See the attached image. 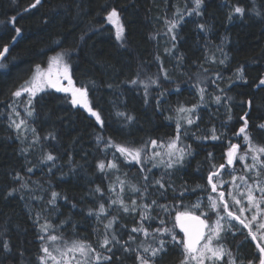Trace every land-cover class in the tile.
<instances>
[{"label":"trees","instance_id":"16d2710c","mask_svg":"<svg viewBox=\"0 0 264 264\" xmlns=\"http://www.w3.org/2000/svg\"><path fill=\"white\" fill-rule=\"evenodd\" d=\"M33 4L0 0V51L9 47L0 67V264H47L43 249L50 237L90 246L86 264H139L137 256H151L144 248L163 240L155 264H181L177 213L200 215L208 224L229 217L222 201L210 207L213 184L225 193L228 211L246 224L257 217L252 231L264 223L258 190L264 188V153L250 171L236 164L228 174L220 167H229L225 157L235 142L241 152L249 142L264 146V0H203L198 10L195 0ZM237 7L244 11L236 13ZM113 8L124 24L120 38L107 19ZM172 21L177 27L170 30ZM58 54L76 86L87 89L102 123L73 105L70 95L49 89L30 99L31 115L17 108L30 130L22 132L9 122L13 93ZM214 57L222 60L209 63ZM189 112L195 127L182 120ZM179 135L175 161H165L163 153L139 164L118 150L137 148L145 157ZM238 191L239 205L233 200ZM218 243L229 253L217 264L233 258L258 264V249L239 220L225 219ZM97 253L110 259L96 260Z\"/></svg>","mask_w":264,"mask_h":264},{"label":"snow or ice","instance_id":"6c2138e0","mask_svg":"<svg viewBox=\"0 0 264 264\" xmlns=\"http://www.w3.org/2000/svg\"><path fill=\"white\" fill-rule=\"evenodd\" d=\"M41 0H35V4L31 5L30 7H35L37 4H39ZM203 0H195L196 10L199 9L200 5L202 4ZM236 13H242L244 10L240 7H237L234 9ZM109 21H112L113 23H117L119 21V15L115 8L111 10L108 14ZM12 20H15V17L12 18ZM177 27V22L172 21L170 22V30ZM201 29H203L205 26L200 25ZM16 33L19 34L21 32L20 28L15 29ZM124 29L122 25H118V31H117V37L119 38L121 34L123 33ZM16 37H13V40H15ZM175 39V37H173ZM8 52V45H5L3 48V51H0V58H3L5 56V53ZM52 63L49 66V69L47 73H44L40 70V66L37 65V71L35 75L33 76L32 80L30 82H26V86L21 87L20 90L13 93L14 96H20L22 92L29 93L30 96H35L37 92L41 91L45 84L51 86L52 88H56L58 91L71 93L72 99L71 103L73 105H82L83 107L87 108L88 111L96 117V119L99 121L100 116L97 112L93 111V109L89 106L88 101V93L86 88H77L74 86L72 77L69 74V67L67 64H63V57L61 55H57L51 58ZM61 66L57 68V71L55 74L52 72V65ZM2 67V65H0ZM242 71V70H241ZM61 79H66L68 81V86H63L60 81ZM133 83H135L133 81ZM260 84L264 85V79L260 80ZM220 98L217 97V100ZM29 103H31V100H29ZM183 111V109H181ZM31 115V113H29ZM131 119V117H129ZM23 123V121H21ZM188 123L191 124L192 120L189 119ZM19 127L20 125H16ZM247 126V121L245 120V127ZM261 128H264V124L260 125ZM245 131V128H241L240 132L243 133ZM216 137H213L215 139ZM245 139H249L247 136ZM155 143V141H153ZM170 148H175V142L173 141L172 144L169 145ZM238 149L237 145H232L231 149L227 153L228 159L227 163L232 164L235 158L236 151ZM118 150L121 153L127 154L128 156L132 157L134 160H139L140 158V152L138 150H131L124 146H118ZM252 151L254 153H264V146H260L257 148H253ZM182 158V156H181ZM253 160H257V155H253ZM48 160H52L53 156L48 155ZM241 160L244 159L243 156L240 157ZM171 166V165H169ZM101 169L105 167L104 163H101L99 165ZM108 167H115L114 164H109ZM221 168L224 167V165H220ZM251 167H255V164H253ZM212 181V176H209V182ZM213 191H216V185H212ZM261 193L264 194V188L260 189ZM55 196L56 194L53 193ZM225 193L220 192L219 193V200L223 202V208L227 212V215L229 217H234L237 220H240V223L243 224L246 228L249 230V235L251 236V239L253 241H257L256 248L259 252V258H258V264H264V223H259L256 225L257 231L253 232L251 224H245V221L240 219L239 216H236L235 213L228 211V203L224 199ZM247 199L249 203H253L255 201V197L252 194V191L249 190L247 194ZM211 200V209H216L218 207V203L216 200ZM234 202L239 205L241 202L240 200H237L235 197H233ZM100 211H104V206L101 205ZM125 211H127V208H125ZM245 209L243 207L240 208V212H244ZM257 217L254 215L252 217V221H256ZM195 222V225H193L190 222ZM176 223L181 228V230L184 233V239L182 240L183 243V249L185 254L184 261L181 262V264H188L189 261H195V264H205V261H213V260H220L225 255L224 249L222 247L216 248L213 247V239L218 238L220 235V232L223 230L222 225L218 222L215 228L209 229V234L206 235L205 229H208V224L205 220L200 219L198 216H194L190 213H177L176 216ZM111 225L109 224V227ZM141 229H133V231H140ZM145 231V234H147V231ZM157 231H161L160 229H157ZM163 231H170L169 229H164ZM50 239L55 240L56 237H50ZM132 239V237H130ZM173 239L175 240V236H173ZM203 241V243H202ZM109 241L107 239L104 240V245H107ZM164 241H160V246L157 248H144V252H150V257H144V256H137V259L139 260V264H155L154 258L158 256L160 253L164 252ZM5 248L8 247L7 244L4 245ZM90 250V246L85 245L82 242H73L71 248L68 249V251H76L79 252L82 256H87L88 251ZM44 253L48 256H51V253L49 252L48 248L45 247L43 249ZM94 251V250H92ZM96 260L104 259L109 260L110 257L104 256L101 257L98 253L95 256ZM43 259V257H41ZM53 260H55V257H52ZM230 264H235L234 261H230ZM249 264H253L252 261H249Z\"/></svg>","mask_w":264,"mask_h":264},{"label":"rangeland","instance_id":"374dc122","mask_svg":"<svg viewBox=\"0 0 264 264\" xmlns=\"http://www.w3.org/2000/svg\"><path fill=\"white\" fill-rule=\"evenodd\" d=\"M107 19H108V17H107ZM108 22L111 23L112 26L114 27V32H115L116 35H117V31H118V25H122L123 26V29H124V24H123V21H122V19H121L120 16H119V21L117 23H113L112 21H109V19H108ZM122 34H121L120 37H122ZM58 55H61L63 57L62 54H58ZM55 56H57V55H55ZM2 59L3 58H0V62H1ZM221 60L222 59H219L218 60L216 57H214V60H212V61H209L208 60V62L209 63H218ZM51 63H52V61L50 60V62L47 65L40 66V70L43 71L44 73H47V71H48L49 66H50ZM1 64H2V62L0 63V65ZM63 64H67L68 65V63L64 59V57H63ZM58 67H60L61 70H62V65L61 66H57V65H54V64L52 65V72H53V74H55V72L57 71V68ZM68 67H69V65H68ZM36 71H37V68H35L34 72L31 74V76L27 80H24L23 81V84L20 86V88L18 90H20L21 87L26 86V82H30L32 80V78L35 75ZM69 74L71 75L70 67H69ZM71 77H72V75H71ZM72 81H73L74 86L77 87L76 84L74 83L73 78H72ZM60 83L63 86H65V87L68 86V81L66 79H61ZM77 88H80V87H77ZM49 89L50 90H56V91H58L56 88H52L51 86L45 84L44 87H43V89L41 91L37 92L35 96H37L42 91L49 90ZM18 90H16V91H18ZM58 92H62V91H58ZM63 93H66V92H63ZM66 94L70 95L71 98H72V94L71 93H66ZM35 96H30L29 93H27V92H22L20 96H18V97L15 96L14 103L12 104V106L10 108L9 122L11 123V125H13L14 127H16L18 130H20L22 132H24V131L30 132V130H29V128L26 127V124L21 123V121L24 122L23 113H21L17 108L20 105L23 108L24 113H28L29 114V111H30V109H29L30 108L29 100L30 99L33 100L35 98ZM88 101H89V106L93 109V111H95V112L98 113V111H96L93 108V106L91 104V101H90V98H89V95H88ZM78 106L82 107L84 110L87 111V113L90 116H92V117H94L96 119V117L93 116L88 111L87 108L83 107L82 105H78ZM192 112L194 113V111H192ZM191 115H192L191 112H189L188 114L186 113L183 116V119L182 120H183L184 124H186L187 126L190 125V127H195L197 125V123L195 122L196 119L195 118H191ZM189 119L192 120V123L191 124L188 123V120ZM98 123L99 124L102 123L101 119L98 121ZM16 125H20V126L17 127ZM182 126H183V123H182ZM192 129H194V128H192ZM188 134H189V131H188ZM181 140H183V138L179 135V137H177L176 139H173V140H171L169 142V145H170L174 141L175 142V148H170L169 145L167 144L168 146L165 145L166 147L165 146L158 147L159 148V149H157L158 151L155 150L151 154H149V155H147L145 157H142L143 155L141 153V150H139L137 148L131 149V150H138L140 152V158H139L138 161L132 159V157L128 156L127 154H124V153H122V154L125 156V158L128 161L136 162V163H139V164H143L142 162H154V161L157 160L156 158L158 157V155H160V157H162L161 154H163V153L167 154V157H165V158L162 157L165 161H167V160H174L173 155L178 152V148H180V142H181ZM234 145H237L238 146V149L236 151V154H235V158H234L233 163L232 164H228L227 163L229 165V167H226L225 166L224 168H222V169L228 170L227 171L228 174H232L233 172H236V170H234V168H235L234 166L236 164H238L240 166V168L244 169V171H246V170L250 171L251 166L253 165V163L254 164L255 163L256 164L259 163V156L260 155H258V153L250 152L253 149L252 146H251V144H250V142L247 143L246 148H245V151H243V152H241L239 150V144L237 142H235ZM128 149H130V148H128ZM229 150L227 151V153L229 152ZM227 153H226V157H225L226 162H227V159H228ZM253 155H257V160L256 161L253 160V158H252ZM241 156L244 157L243 160L240 159ZM252 169H255V167H252ZM219 184L220 185H223L224 182H222V184L221 183H219ZM240 186L241 185H237V189L236 190H238V188ZM252 188H254V187H252ZM260 189L261 188H259L258 190H260ZM219 190L220 189L218 188V191L217 190L214 191L216 193L212 196V200H216L217 203H218V207L217 208H219V206L221 205V201L219 200V197L216 196L217 194H219ZM238 192H239V194L237 195L238 196L237 200H240V202L244 201L241 198V192L240 191H238ZM210 205H211V203H210ZM199 206L203 207L204 210L208 213V210L205 208L206 205H203V203H201L200 201H199ZM219 215H221V214H219ZM243 217H245V216H243ZM228 218H230V217H227V216H223L222 215V216H219L218 218H216L215 221L212 224H208L209 227H208V233H207V235L209 234V229L215 228L218 222L222 225V229H223V224L225 223V219H228ZM231 218L233 219L234 217H231ZM246 221L248 222V224L249 223L250 224L252 223V220H249L248 219ZM251 226H252V224H251ZM256 231L257 230H254L253 232H256ZM221 232H220V235H221ZM220 235H219L218 238H214L213 239L212 244H213V247H216V248L222 247L224 249V252H225V255L223 256V258H224L226 255H228L229 252H228V249H227L226 246H224L223 244L218 243V239H220ZM78 241L79 242H82L81 240H78ZM46 244L48 245L47 248H48L49 252L51 253V256H48V259H47V262H46L47 264H86V262H85V260L87 259L86 256H82L79 252H76V251H68V249L71 248L73 242L65 245V244H61L60 242L54 241L52 239H49V241H47ZM52 257H55V260H53ZM223 258L220 259V260H213V261L206 260L205 263L209 262L210 264H217L216 261H221V260H223ZM232 261H234L235 264H237V259L236 258H233ZM188 264H195V261H189Z\"/></svg>","mask_w":264,"mask_h":264},{"label":"water","instance_id":"95a60500","mask_svg":"<svg viewBox=\"0 0 264 264\" xmlns=\"http://www.w3.org/2000/svg\"><path fill=\"white\" fill-rule=\"evenodd\" d=\"M192 215H194V216H198V217H200V219H202V220H205L202 216H200V215H196V214H192ZM206 221V220H205ZM207 222V221H206ZM190 223H192L193 225H195V222L193 221V222H190ZM208 224V223H207ZM180 230H181V228H180ZM207 231H208V229H205V233L207 234ZM181 232H182V234H183V236H184V233H183V231L181 230ZM203 242V241H202ZM257 242V241H256Z\"/></svg>","mask_w":264,"mask_h":264},{"label":"flooded vegetation","instance_id":"af4514ba","mask_svg":"<svg viewBox=\"0 0 264 264\" xmlns=\"http://www.w3.org/2000/svg\"><path fill=\"white\" fill-rule=\"evenodd\" d=\"M236 216H237V215H236ZM240 219H241V218H240ZM239 222H240V220H239ZM245 224H246V223H245ZM253 242H254V244L256 245L257 242H256V241H253Z\"/></svg>","mask_w":264,"mask_h":264},{"label":"bare ground","instance_id":"6f19581e","mask_svg":"<svg viewBox=\"0 0 264 264\" xmlns=\"http://www.w3.org/2000/svg\"><path fill=\"white\" fill-rule=\"evenodd\" d=\"M8 48H9V47H8ZM5 57H6V56H5ZM2 60H3V59H2ZM2 60H1V61H2ZM0 63H1V62H0Z\"/></svg>","mask_w":264,"mask_h":264}]
</instances>
